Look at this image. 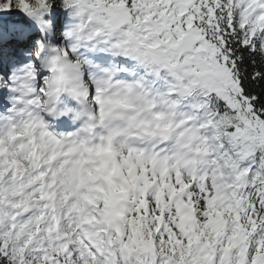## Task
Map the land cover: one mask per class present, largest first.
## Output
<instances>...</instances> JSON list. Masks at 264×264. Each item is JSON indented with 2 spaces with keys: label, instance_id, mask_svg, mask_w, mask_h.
Here are the masks:
<instances>
[{
  "label": "clouds",
  "instance_id": "clouds-1",
  "mask_svg": "<svg viewBox=\"0 0 264 264\" xmlns=\"http://www.w3.org/2000/svg\"><path fill=\"white\" fill-rule=\"evenodd\" d=\"M54 3L59 26L55 17L50 20L54 27L46 38L59 50L62 64L47 79L63 78L74 91L53 104L37 90L39 80L26 93L13 85L11 75L0 73V169H9L0 180V228L31 225L46 205L63 233L74 220L96 216L107 205L112 215L98 218L123 230L117 212L133 207L145 170L151 177L162 167L197 183L191 195L195 212L202 214L203 180L194 181L190 173L222 183L231 175L230 165L246 163L243 137L227 135L226 118L237 121L217 95L222 85L209 53L197 51L191 36L155 20L106 26L107 0ZM77 26L72 53L65 32ZM254 48L236 47L242 77L250 69L254 76L264 70L259 33ZM31 55H39V48ZM175 216L170 213V219ZM40 223L24 264H43L39 250L51 251L48 216ZM30 231L25 228L22 236Z\"/></svg>",
  "mask_w": 264,
  "mask_h": 264
},
{
  "label": "snow or ice",
  "instance_id": "snow-or-ice-1",
  "mask_svg": "<svg viewBox=\"0 0 264 264\" xmlns=\"http://www.w3.org/2000/svg\"><path fill=\"white\" fill-rule=\"evenodd\" d=\"M65 4L71 6V0ZM105 8L111 17L106 26L155 20L191 36L197 51L209 53L222 85L217 95L237 121L226 118L227 135L243 137L246 163L230 165L231 175L222 183L215 176L190 173L194 181L203 180L198 188L204 197L202 214L195 212L191 195L197 183L189 184L179 170L169 172L164 167L151 177L145 170L133 207L117 212L123 230L98 218L112 215L106 205L97 209L98 215L74 220L61 233L59 221L45 205L31 225L0 228V264H24L45 216L51 222L47 228L51 251L39 250L43 264H76L77 260L79 264H264V70L254 76L250 69L247 78L240 76L235 51L237 46L243 52L255 50L257 33L264 37V0H107ZM54 17L58 27L54 0H0V37L11 38L10 49L0 54V73L7 78L11 70V82L26 93L39 80L37 90L58 104L74 89L63 78L47 79L48 72L62 64L59 50L46 38ZM77 31L78 26L65 32L73 41L72 53L79 41ZM34 48H39L35 57ZM8 172L0 169V180ZM38 198L46 199L43 193ZM173 211L176 216L170 219ZM27 227L31 231L22 236Z\"/></svg>",
  "mask_w": 264,
  "mask_h": 264
},
{
  "label": "bare ground",
  "instance_id": "bare-ground-1",
  "mask_svg": "<svg viewBox=\"0 0 264 264\" xmlns=\"http://www.w3.org/2000/svg\"><path fill=\"white\" fill-rule=\"evenodd\" d=\"M1 38V37H0Z\"/></svg>",
  "mask_w": 264,
  "mask_h": 264
},
{
  "label": "rangeland",
  "instance_id": "rangeland-1",
  "mask_svg": "<svg viewBox=\"0 0 264 264\" xmlns=\"http://www.w3.org/2000/svg\"><path fill=\"white\" fill-rule=\"evenodd\" d=\"M4 42V41H3Z\"/></svg>",
  "mask_w": 264,
  "mask_h": 264
}]
</instances>
